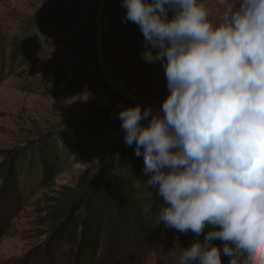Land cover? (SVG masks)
Returning a JSON list of instances; mask_svg holds the SVG:
<instances>
[{
  "label": "clouds",
  "instance_id": "1",
  "mask_svg": "<svg viewBox=\"0 0 264 264\" xmlns=\"http://www.w3.org/2000/svg\"><path fill=\"white\" fill-rule=\"evenodd\" d=\"M121 6L166 77L159 107H121L118 119L160 200L157 222L193 237L178 264H264V0H232L217 20L203 0Z\"/></svg>",
  "mask_w": 264,
  "mask_h": 264
},
{
  "label": "rangeland",
  "instance_id": "2",
  "mask_svg": "<svg viewBox=\"0 0 264 264\" xmlns=\"http://www.w3.org/2000/svg\"><path fill=\"white\" fill-rule=\"evenodd\" d=\"M203 2L217 20L232 0ZM121 5L122 0H104L100 26L106 68L117 85L157 108L168 93L163 68L142 58L143 35L124 19ZM97 7L98 0H0V65L14 63L0 79V150L24 147L103 110L113 114L112 128L86 136L85 155L64 166L56 186L85 183L104 152L125 144L118 112L132 104L111 88L109 95L98 82L103 79L95 50ZM30 184L36 189L23 184L14 193L0 183V264H76L67 244L42 224L38 178ZM146 194L153 192L148 188ZM153 218L158 221V209ZM172 234L157 222L145 237L130 235L119 242L104 236L82 264H178ZM159 244L165 251L155 258Z\"/></svg>",
  "mask_w": 264,
  "mask_h": 264
},
{
  "label": "trees",
  "instance_id": "3",
  "mask_svg": "<svg viewBox=\"0 0 264 264\" xmlns=\"http://www.w3.org/2000/svg\"><path fill=\"white\" fill-rule=\"evenodd\" d=\"M2 50L0 45V59L4 55ZM19 55L24 57L23 52ZM8 62L0 65V79L4 68L13 71L14 63ZM98 80L111 95L106 83ZM112 115L110 110H103L82 124L45 135L24 147L0 150L1 187L14 193L23 184L36 189L30 183L34 177L38 178L37 187L43 192L39 200L42 224L67 244L76 264L93 257L104 236L119 242L130 235L141 238L148 236L157 223L153 216L160 200L154 192L152 196L146 194L143 157L134 154V145L119 144L104 152L94 177L81 185L55 184L64 166L85 155L86 136L112 128ZM73 155H76L74 159ZM171 236L174 239L172 253L179 260L181 247L189 246L193 237L174 232ZM214 243L222 247L220 241ZM221 260L222 264H229V258L223 254ZM238 264H244L243 258Z\"/></svg>",
  "mask_w": 264,
  "mask_h": 264
},
{
  "label": "water",
  "instance_id": "4",
  "mask_svg": "<svg viewBox=\"0 0 264 264\" xmlns=\"http://www.w3.org/2000/svg\"><path fill=\"white\" fill-rule=\"evenodd\" d=\"M104 10V0H98V7L96 10L95 15V50H96V57H97V64L100 76L102 77L103 81L106 83V85L111 88L113 91H115L118 94H122L124 97L128 98V100L131 102L132 105L140 104L141 108L143 110V107L146 105L143 104L133 93L128 91L127 89L119 86L116 84V82L112 79L110 76L106 64L103 57L102 52V44H101V19L102 14Z\"/></svg>",
  "mask_w": 264,
  "mask_h": 264
}]
</instances>
